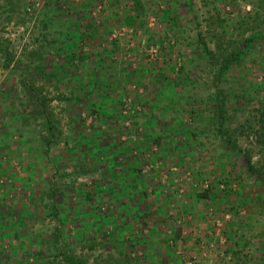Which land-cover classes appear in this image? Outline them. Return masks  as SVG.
<instances>
[{
    "label": "rangeland",
    "instance_id": "rangeland-1",
    "mask_svg": "<svg viewBox=\"0 0 264 264\" xmlns=\"http://www.w3.org/2000/svg\"><path fill=\"white\" fill-rule=\"evenodd\" d=\"M141 3L126 24L131 0H0V264H56L50 208L31 200L51 190L69 210L62 243L87 264H264V0ZM72 29L90 35L81 61L57 49ZM29 87L49 144L43 118L16 114ZM94 127L104 156L80 141ZM97 182L99 221L73 219L77 187Z\"/></svg>",
    "mask_w": 264,
    "mask_h": 264
},
{
    "label": "trees",
    "instance_id": "trees-1",
    "mask_svg": "<svg viewBox=\"0 0 264 264\" xmlns=\"http://www.w3.org/2000/svg\"><path fill=\"white\" fill-rule=\"evenodd\" d=\"M142 0H131V5L128 8V16H126V20L125 23L126 24H130L131 22H135L137 21V17L140 15V12H143V5L141 3ZM164 14H168V12H164ZM165 16V17H166ZM88 27V26H87ZM66 32V31H65ZM64 32V34H65ZM87 32V31H86ZM64 34L62 35V39H61V43L60 45H57V49L58 51H62L64 53H66L68 60L73 61L75 58L79 59L80 61L83 60V56L84 55H79L77 56L74 53V49L76 47H78L79 42H83L84 41V36H90L89 34L82 32L80 29H77L75 31L69 32V34H67L64 37ZM84 34V35H82ZM87 34V35H86ZM199 42L203 45L204 48V52L207 53L208 55L211 56V53L208 51V49L205 46V43L203 42V39H199ZM3 53V57H4V67L8 68L10 67L9 62L7 60H10L9 58V54L7 52V49L5 48H1L0 49ZM241 51L239 50H234V51H230V53L224 55L223 59V64L222 66L219 68V70H217V72L222 71V69L227 68L228 66H230L233 63H237V61L239 60V56H240ZM209 56V59H210ZM18 64V63H16ZM17 68V66H16ZM17 70V69H16ZM19 70V69H18ZM44 74V72H43ZM32 75V74H30ZM33 76V75H32ZM33 82V78L29 79V82ZM31 87V86H30ZM25 88L24 93H26V96H29V101H25V100H20V112H17L16 114H18V116L24 117L23 114L26 113V111H28L29 115H32L35 119L37 117L39 118H43L46 122V126L44 131H46V133H48V137L45 139V143L49 144L50 141H48V139L50 140V138L53 137V131L55 130V127L53 125V120L52 117L50 116L49 111L46 109L45 103H46V99L43 97H39L38 95H36L35 92H33L34 90L32 88ZM4 92V91H3ZM3 92H1L3 94ZM10 92V90H6V93ZM218 93H220V91H218ZM220 95L217 96V100H220ZM18 103V104H19ZM222 103V102H221ZM221 103H217V105H215L216 108V115L217 118L219 120L218 124H217V132L223 137L224 141L229 144L231 142V136L230 133L227 129H225V114L223 112V109L221 107ZM24 110V112L22 111ZM22 112V113H21ZM90 112L94 113L96 119L98 118H106V119H110L111 118V113L106 110V109H102V111H99L97 109H94L92 107V105H90ZM95 119V120H96ZM94 125H91V127H93ZM93 132L90 135H87L84 131L82 132L81 135H84V137H81L80 141L85 142L89 147V153L90 155L94 156V157H99L104 156L105 154H107L108 152H110V146L108 147H103L102 145H99V140L102 138V133H104L103 130H99V128L96 129V127L93 128ZM7 134V133H6ZM2 134L0 133V136ZM6 137V135H5ZM4 137V138H5ZM3 137H0V141L2 142ZM92 146V147H91ZM109 149V150H108ZM96 153V154H94ZM247 165H248V170H250V172L254 171V167L251 165L250 161L247 160ZM0 166H2L0 164ZM111 167L113 168V166L111 165ZM109 165V168H111ZM111 168V169H112ZM9 170V167L6 166L4 167V169L0 168V173L5 172ZM262 170L258 172V174H261ZM118 176V175H116ZM31 178V177H30ZM30 178L24 179L26 182H30ZM101 183L97 182L96 184H94V187L91 189H87V188H83L82 185H80L79 187H77V200H78V205L74 204L73 210L74 215H73V219H78L79 216L81 215H86L88 216V218H91L92 220V225H95L96 222H98V217L100 215V210L97 209V207H95V204H97V202H99V198H100V192H102L103 190L100 189L101 188ZM71 187V186H70ZM110 189V186L107 184V190L106 192H108ZM48 192V191H47ZM33 194V192H31ZM48 196H36V195H32L31 200L33 202V204L35 205V208H40L41 211H47V209L50 208V211L48 210V212L46 213L45 216H51L53 218V221L55 226L50 228L49 230V234H50V238H49V243L52 246L54 253V258L56 259V262L54 261V263L56 264H87L86 261H83L81 258H78L75 254H73L70 249H71V245L70 244H63V231H64V225L66 223H68V215L67 212L69 211L66 208V202L65 203H61V201H57V199L55 198V191L51 190L48 192ZM144 193H146V191H144ZM50 196V197H49ZM199 197L203 198V197H207L206 193L204 194H198ZM88 203V209L83 211L82 209V203ZM98 206V205H97ZM47 208V209H46ZM72 209V208H70ZM101 218V217H100ZM101 223H103V221L101 220ZM105 232V231H103ZM79 234V233H78ZM82 236H79V239H81ZM63 242V243H62ZM63 244V245H62ZM59 256H62V259L58 258Z\"/></svg>",
    "mask_w": 264,
    "mask_h": 264
}]
</instances>
